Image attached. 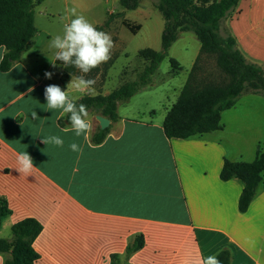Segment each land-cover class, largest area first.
Wrapping results in <instances>:
<instances>
[{"label":"crops","instance_id":"1","mask_svg":"<svg viewBox=\"0 0 264 264\" xmlns=\"http://www.w3.org/2000/svg\"><path fill=\"white\" fill-rule=\"evenodd\" d=\"M224 27L247 60L264 68V0H240ZM44 49L38 31L21 61L0 71V200L9 211H0V240L11 238L14 224L34 219L43 227L34 242L37 264H110L114 255L127 264H197L224 249L231 264H264V173L245 213L238 209L244 183L220 178L225 160L252 162L264 144L263 97L243 93L222 113L220 130L187 139L165 136L163 123L175 103L157 118V108L147 106L148 119L127 109L121 114L119 106V120L95 144L98 114H89L85 140L63 131L59 110H46L45 87L66 90L75 77L54 55L46 60ZM5 53L0 47V62ZM99 92L107 95L96 86L94 92L69 89L75 101ZM32 111L41 119L33 120ZM52 135L63 147L42 142ZM73 142L82 155L70 150ZM25 151L34 163L28 176L15 169ZM137 237L144 247L126 259ZM7 257L0 254V264Z\"/></svg>","mask_w":264,"mask_h":264},{"label":"trees","instance_id":"2","mask_svg":"<svg viewBox=\"0 0 264 264\" xmlns=\"http://www.w3.org/2000/svg\"><path fill=\"white\" fill-rule=\"evenodd\" d=\"M36 0H0V47L6 53L0 62V71L9 72L21 61L38 33L35 24ZM143 0H120V6L127 11L137 10ZM240 0H157L155 8L161 13L165 25L161 35V50L145 49L139 56L148 62L136 80L125 82L111 93L101 92L85 95L76 101L87 105L90 113L101 115L115 123L119 120L118 107L129 102L142 89L152 84L154 75L161 64L169 56V50L182 33H193L200 43V52L189 71L177 102L169 110L163 129L168 139H187L197 135L208 134L222 128V113L233 108L245 92L264 98V68L247 60L240 50L236 39L224 27L225 22L236 10ZM123 13L118 14L122 17ZM110 16L101 26L100 31H107L111 23ZM123 25L137 34L140 26H133L127 21ZM202 56L216 57L219 73L223 76L221 83H215L200 77L199 62ZM64 71L74 77L84 75L74 66L64 67L56 61ZM172 76L180 75L182 65L176 59H170ZM111 65H100L86 74V78L98 80L107 77ZM62 127L70 126L68 117L60 118ZM110 127L97 129L92 140L102 143ZM264 173V149L259 147L256 158L252 162H231L225 160L220 178L227 182L238 178L244 188L238 201L241 213L248 211ZM0 211L9 213L6 202L0 200ZM42 225L34 219H26L12 227L10 239L0 240V254H8L4 264H37L39 255L34 249V242L42 232ZM143 237H137L126 250V259L144 247ZM221 264H231L229 250H221L217 254ZM110 264H127L121 257L114 255Z\"/></svg>","mask_w":264,"mask_h":264},{"label":"rangeland","instance_id":"3","mask_svg":"<svg viewBox=\"0 0 264 264\" xmlns=\"http://www.w3.org/2000/svg\"><path fill=\"white\" fill-rule=\"evenodd\" d=\"M120 0H36L34 5L35 24L45 45L46 60L51 59L55 50L49 48V42L57 35L62 34L65 23L70 22L68 9L75 7L78 14L84 15L96 27L103 25L110 16L111 23L107 31L111 35L114 48L111 59L101 64L111 65L108 77L99 78L96 88H104L109 94L123 83L134 81L143 72L148 62L139 56L145 49L161 50V35L165 21L161 13L155 8L157 0H143L141 6L134 11H127L120 6ZM123 13L122 17L118 14ZM123 21L133 26H140L137 34H132ZM200 52V43L193 33H182L176 43L169 50V56L163 61L153 82L147 89L138 93L128 103L120 104L121 114L129 110L131 116L148 119L153 117L150 112L144 111L147 106L156 107V116L160 117L176 103L179 93L187 81L189 71ZM180 62L183 70L178 76H172L170 59ZM199 66L200 77L215 83H221L223 76L219 73L216 57L202 56ZM163 99V101H161ZM127 112V113H128ZM141 113V114H140ZM261 146V145H260ZM264 149V144H262ZM259 148V147H258Z\"/></svg>","mask_w":264,"mask_h":264},{"label":"clouds","instance_id":"4","mask_svg":"<svg viewBox=\"0 0 264 264\" xmlns=\"http://www.w3.org/2000/svg\"><path fill=\"white\" fill-rule=\"evenodd\" d=\"M71 16L70 22L65 23L62 34L55 35L49 42V48L54 49V61H60L64 67L74 66L82 74L67 84V89L63 90L59 85L49 84L44 89V98L46 100V110H59L61 116H67L70 126L65 127L63 131H73L76 137L83 136L88 140L89 133L92 130V123L89 120L87 105L77 104L75 99L69 94V89L84 93L86 91L94 92L96 80L86 78V74L101 64L111 59L114 42L110 34L100 31L84 15L78 14L75 7L68 9ZM53 67L56 63L53 60ZM47 79H52V72H45ZM33 89L29 88L28 92ZM33 120L41 119L36 111L31 112ZM42 142L47 146L53 144L63 147L64 140L59 136H41ZM71 151L83 154V147L75 142L69 145ZM16 170L25 176L32 173L34 163L32 157L25 151L17 154ZM197 264H221L217 256H201Z\"/></svg>","mask_w":264,"mask_h":264},{"label":"water","instance_id":"5","mask_svg":"<svg viewBox=\"0 0 264 264\" xmlns=\"http://www.w3.org/2000/svg\"><path fill=\"white\" fill-rule=\"evenodd\" d=\"M95 119L98 122V124L102 130L109 128V126L111 125V121L108 118H105L101 115H97L95 117Z\"/></svg>","mask_w":264,"mask_h":264}]
</instances>
